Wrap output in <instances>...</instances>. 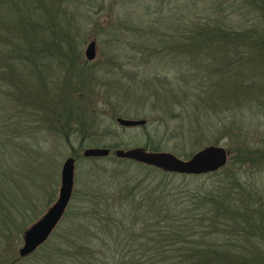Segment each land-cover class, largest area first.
I'll use <instances>...</instances> for the list:
<instances>
[{
    "label": "trees",
    "instance_id": "1",
    "mask_svg": "<svg viewBox=\"0 0 264 264\" xmlns=\"http://www.w3.org/2000/svg\"><path fill=\"white\" fill-rule=\"evenodd\" d=\"M79 3L0 0V264L33 258L38 264H264V191L245 178L248 168L264 165V147L248 140L236 120L226 125L219 116L202 119L205 109L243 115L264 107V0H186L185 13L179 0H155L153 11L142 4L139 26H124L130 43L140 38L142 61L166 68L163 75L153 72L144 79L142 102L154 98L163 113L170 107L167 115L179 109L193 141L205 136L206 127L234 138L225 149L226 165L183 175L119 158L115 151L127 149L117 144L104 146L110 150L106 158L84 159L80 149L72 156L89 163L82 183L87 191L74 192L42 246L26 258L17 255L23 231L40 208L31 191L38 168L33 151L37 155L39 149L28 142L23 157L32 171L24 189L12 161L14 153L24 151L16 138L26 133L34 142L36 130L50 128L59 137L75 135L97 147L111 133L104 129L97 136L95 120L79 96L92 89L82 50L86 34L81 27L74 30L68 11ZM30 116L35 125L28 133L22 124ZM157 134L156 129L148 136L144 150L163 151ZM53 167L56 163L41 171L45 205L57 187ZM152 171L160 177L149 188Z\"/></svg>",
    "mask_w": 264,
    "mask_h": 264
},
{
    "label": "rangeland",
    "instance_id": "2",
    "mask_svg": "<svg viewBox=\"0 0 264 264\" xmlns=\"http://www.w3.org/2000/svg\"><path fill=\"white\" fill-rule=\"evenodd\" d=\"M79 1L78 9L73 5L68 7L69 15L71 14L70 21L72 22V27L74 30L75 27H81V30L85 31L86 42L82 49L83 57L84 49L90 41L96 42L97 53L95 60L89 62L90 67L87 68L88 70L86 71L88 75L87 80H90L92 89L88 87L84 91H81L79 96L80 98H84L85 103H83V106H86L88 114L95 120L93 127L96 129L97 136L101 134V131L104 129L111 132L107 134L106 138L101 140L102 143L97 147L105 148V145L111 143L119 145L120 149L128 150L132 148H142L148 136L154 137L156 129L158 130L157 138L160 141L162 140V152L171 153L174 156L178 155L176 157L181 160H186L187 155H194L203 148L213 145L214 142H216L217 146L224 149L229 148L234 143V138L229 136H217L215 131L210 130L208 127H206L205 136L202 137L199 142L193 141V137L190 138L188 135L186 136V120L182 121L183 118L180 117L181 113L179 109H173L172 115H167V111L170 107H166L164 114L159 109V106H154V98L147 99V103H144L146 101H144V98L141 96V93L144 91L143 88H146V85L143 84L144 79H146L148 74L153 72L163 75L166 68L148 59L142 61L143 44L139 42L140 38H135L132 43H130V36H128V32L124 30V26L125 24L130 26L135 25L136 27L139 26V19H144L142 4L146 3L150 5V11H153L155 9L154 7H156L155 0H91V3H88L87 0ZM162 1L167 3L168 0ZM179 2L183 8V13H185L186 0H179ZM206 3L208 2H200L199 5L202 7L207 5ZM151 16L152 19L154 15L152 14ZM234 17L238 22L242 21L241 17ZM145 19H147L146 16ZM243 21H245V19ZM122 32H124V35H122ZM212 112L211 109L208 111L205 109L202 119L217 121V117L219 116L220 118L222 117L226 125L236 120V123H240L239 127L243 128L242 132L248 137V140H251L256 146L264 147V107L258 112H246L243 115L236 114L234 111L228 112L221 110V112H218V115ZM226 117H228V120H224ZM117 118L133 120L142 119L146 121V124L134 128H124L116 123ZM163 122L164 124L167 123L166 126ZM182 124H184V126L179 128V125ZM22 125H24L25 128H29L27 132L30 133L32 127L35 125V118L30 116L29 119H27V123H23ZM36 131L37 134L34 142H32V139L31 141L26 139V133H24V135L22 134L21 138H16L20 140L22 144L21 147L24 148V151L18 154L14 153L12 156V161L15 160V162H17L15 169L16 177L20 179V184L25 189V185L31 182L30 178L27 177L32 171V169H28V167L31 166L30 162L23 157L27 155L29 148L28 142L33 144V147L37 148L36 150L39 149L37 155H35L33 151V157L37 159L36 166H38V168L37 171L32 174L34 182H32L31 191L32 194L38 198L36 204L37 207L40 208L34 222L51 207L58 196L62 163L67 158H73L72 154L79 153L87 148H95L88 147L87 142L81 143L75 135H70L69 138L66 139L57 136L50 128L49 130L40 128ZM208 132H210V134H208ZM81 144L82 146H80ZM9 152L13 153L12 150ZM79 154H81V152ZM53 163H56V167H53V169L57 170L55 179L57 187L53 196V201L50 202L49 205H45L44 198L46 192L44 188L46 181L42 177L41 171L44 166L47 167L49 165L50 167ZM88 164V162L81 159L75 161L72 197L74 192L85 193L87 191L86 188L82 187V183L85 181L86 177L89 176V171L85 168ZM109 167H111V165ZM245 173L246 180H250L249 182H252L256 187L264 191V165L256 169L248 168ZM157 176H159V174L156 171L151 172V176L147 180V183L151 181L149 188H152V186L156 184L157 180L155 178ZM120 180L123 181H121L122 183L127 181L125 178ZM177 182L178 180L176 182H170L168 187L176 186ZM206 184H210V182ZM31 224L27 225L24 231ZM21 247L22 238L16 250L18 256V251ZM17 264L38 263L36 259L33 258L22 260Z\"/></svg>",
    "mask_w": 264,
    "mask_h": 264
},
{
    "label": "water",
    "instance_id": "3",
    "mask_svg": "<svg viewBox=\"0 0 264 264\" xmlns=\"http://www.w3.org/2000/svg\"><path fill=\"white\" fill-rule=\"evenodd\" d=\"M96 54V42H88L84 49L85 60L94 61ZM116 123L120 127L134 128L144 126L146 121L117 118ZM109 154L108 148L95 147L84 149L82 157L106 158ZM115 155L119 158L157 168L162 172L183 175H203L216 172L226 165L228 159V153L219 146H207L187 160H181L171 153L151 152L143 148L117 150ZM74 167L75 160L73 158H67L62 163L58 196L51 207L22 234V247L18 251L21 258L31 255L42 246L63 218L73 193Z\"/></svg>",
    "mask_w": 264,
    "mask_h": 264
}]
</instances>
